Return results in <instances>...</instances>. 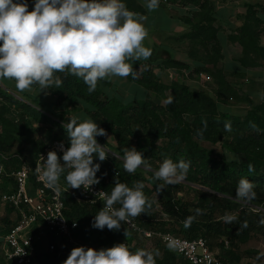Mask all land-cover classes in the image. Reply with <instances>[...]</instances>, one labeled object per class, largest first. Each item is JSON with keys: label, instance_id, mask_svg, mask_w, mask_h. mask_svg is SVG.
<instances>
[{"label": "trees", "instance_id": "trees-1", "mask_svg": "<svg viewBox=\"0 0 264 264\" xmlns=\"http://www.w3.org/2000/svg\"><path fill=\"white\" fill-rule=\"evenodd\" d=\"M192 1L198 4V8L185 18L191 27L178 36L188 40V58L178 59L168 55L156 62L161 67H182L195 74L209 72L218 86L214 94L193 89L183 79L165 83L154 72V61L140 60L133 65L137 70V78L133 79L131 75L127 78L147 89L143 98L124 100L117 95L106 94L100 81L97 89L89 94L88 86L82 79L56 73L63 79V85L60 89H49L55 100L51 110L47 111L42 108L40 98L31 95L30 98L26 94L30 92L14 89L15 80L0 78L3 84H0V164L3 168L0 173V195L8 190L9 183L14 187L13 177L7 175L12 168H18L23 161L34 162L46 143L53 139H62L69 146L63 125L73 117L78 122L91 118L108 133V136L96 137L98 143L108 151L105 161L94 158V163L101 164L97 172L100 183L97 185L110 193L115 180L129 187L135 181H142L145 195L167 217H144L141 214L137 217L139 222L135 223L138 231L128 223H122L119 231L107 228L99 230L92 227V221L102 208L101 204L79 202L74 197L76 189L63 188L64 213L68 220L78 222V237L87 239V236L102 233L107 237V248L124 242L131 251H135L145 249L139 241V235L144 236V230H167L187 238L201 236L209 248L213 244H223L224 239H227L231 245L229 256H219L225 264H234L232 259L237 260L244 253L259 254L257 250H237L238 243L247 241L253 232L264 229V213L261 209H255V205L264 206V94L262 100L254 103L248 96L240 94L225 78L222 66H218V62L223 60V44L219 26L215 24L218 20L215 3L211 0ZM33 6L34 2L31 3L30 11ZM245 7V11L238 14L241 23L227 34L229 40L237 41L241 47L236 57L241 68L256 66L264 60V44L260 42V36L264 33V0L245 2ZM238 71L236 69V73ZM10 85L23 98L6 88ZM33 86L38 88L37 85ZM156 97L160 100L157 101ZM170 97L172 103L168 104ZM229 97L243 100L249 107L241 114L232 112L221 105ZM71 111H75L74 116L67 117L65 114ZM38 123L46 125L43 137L35 138L33 132L37 130L35 124ZM226 124L230 125V130H226ZM202 140L211 143L222 140L220 151L215 153L204 146ZM15 142L17 147L12 149ZM24 147L27 151H24ZM125 147H135L142 152L144 158L149 159L151 169L138 168L131 175L125 172ZM233 156L238 157V160L230 159ZM165 158H171L174 162L184 159L190 162V167L184 180L186 183L165 185L160 191L159 185L164 182L155 180L154 172ZM249 164L253 165L254 171L249 172ZM241 178L255 184L256 197L251 201L236 198ZM185 185L193 189L195 198L178 195ZM196 209L202 210V214L197 215ZM14 210L13 206L7 205L6 212L0 215V235L13 225ZM226 213L235 214L237 221L224 222ZM189 216L195 219L190 227L185 228L184 223ZM245 222L246 227L243 226ZM125 230L128 232L127 238L124 236ZM150 237L158 238L155 235ZM58 256V251L39 254L43 264H52ZM156 264L191 263L164 245L161 256L156 257ZM247 264H264V260L258 255Z\"/></svg>", "mask_w": 264, "mask_h": 264}, {"label": "clouds", "instance_id": "clouds-1", "mask_svg": "<svg viewBox=\"0 0 264 264\" xmlns=\"http://www.w3.org/2000/svg\"><path fill=\"white\" fill-rule=\"evenodd\" d=\"M144 6L152 12L159 7V0H146ZM28 9V0H0V78L15 80L20 92H31L32 86L37 85L39 94L47 95L49 89L62 87L63 79L56 73H63L82 79L91 94L99 81L130 75L136 79L134 63L148 60L152 55V50L143 46L148 36L144 25L147 16L130 11L122 0H34L32 10ZM167 103H172L171 97ZM63 127L69 146L65 148L60 143L62 156L55 150H50L46 159L41 156L43 165L36 163L35 172L50 189L59 192L60 177L67 169L66 181L70 188L83 186L86 191L90 190L100 183L97 172L101 164L94 163V158L98 157L100 162L108 158V151L96 137L108 136V133L91 118L78 122L73 117ZM225 128L230 130V125L226 124ZM123 153V168L128 174H135L138 168L151 169L149 159L135 147H125ZM230 159L238 160V157ZM189 167L190 162L184 159L174 162L165 158L154 172V179L164 182L159 185L160 191L165 185L183 182ZM252 171L254 167L249 164V172ZM144 187L142 181H135L129 187L115 180L110 194L99 192L105 202L95 214L92 227L119 231L122 223L148 214L153 200L145 195ZM254 189L251 180L241 178L236 198L251 201L256 197ZM196 214H202V210L196 209ZM194 219L187 217L185 228ZM237 219L235 214L226 213L223 217L226 223ZM243 226H247L246 222ZM124 236H128L126 230ZM159 255L158 250L142 248L133 252L127 243L99 250L80 246L71 249L63 264H156Z\"/></svg>", "mask_w": 264, "mask_h": 264}, {"label": "built area", "instance_id": "built-area-1", "mask_svg": "<svg viewBox=\"0 0 264 264\" xmlns=\"http://www.w3.org/2000/svg\"><path fill=\"white\" fill-rule=\"evenodd\" d=\"M61 142L65 148L68 147L64 140L53 139L46 143L34 162L23 161L18 168H12L7 173L13 177L14 187L9 185L8 190L1 193L0 199L14 207V223L0 235V264H43L39 258L40 253L58 251L63 254L74 247H86L87 242L77 236L78 222L70 221L65 216L62 191L50 189L35 172L36 163L43 165L41 156L46 159L50 150H55L62 156L59 151ZM2 169L0 164V173ZM99 192L110 194L99 185H93L87 191L83 186L76 189L74 197L82 203L99 202L103 207L105 197ZM128 224L139 229L131 219ZM144 234L148 237L157 236L168 248L172 244L171 250L182 255L191 264H225L201 236L187 238L167 230H144Z\"/></svg>", "mask_w": 264, "mask_h": 264}, {"label": "crops", "instance_id": "crops-1", "mask_svg": "<svg viewBox=\"0 0 264 264\" xmlns=\"http://www.w3.org/2000/svg\"><path fill=\"white\" fill-rule=\"evenodd\" d=\"M223 1L224 0H220V1L217 0V4L216 1L214 2L218 12L217 16L220 15V17L218 16V20L215 22V24L219 26L220 39L223 44V49H222L223 60H221V62L218 65L222 66L225 78L230 83H232L235 86V88H237L239 91V89L242 88V83L241 82L239 83V81L235 79L236 77L235 75L242 76L245 74V72L248 69L254 70L256 67L264 65L263 63L264 60L256 66H247L246 68L243 67L241 68V66L239 65L236 59V57L240 54L241 47L237 41L229 40L227 38V34L233 32L234 28L241 23V19L239 18L238 14L244 12L246 7L244 8V11H239V10L236 11L234 10V8L238 6L236 3L231 2L229 3L230 5L227 4V6H224ZM33 2L34 0H28L29 11L31 9V3ZM122 2L127 4V7L130 11L138 12L147 16V20L144 22V25L148 31V36L145 38L143 42V46L150 48L152 50V55L148 60L154 61L153 70L156 73V75H158L161 78V80L165 83H169L172 80H176L175 77H177L178 71H182V69L184 70V68L176 67V66L161 67L157 65V62H159V60L164 59L166 56L174 53L175 55L172 56L175 58L185 59V60L188 58V54H187L188 40L185 38L180 39L178 38V36L187 32L190 29L191 27L190 23L185 18L188 14H190L191 12H193L195 9L198 8L197 6L198 4L194 3V1L192 0H159V7L156 10L149 12L144 6L146 4V0H122ZM245 2H252V1L246 0ZM245 2H243L244 6H245ZM231 16L234 17V20L230 19ZM222 26H227V27L223 28ZM227 28H229V31L225 32ZM227 46L237 47L236 51L233 50L235 52L233 55H228V51L226 49ZM153 54L155 55L153 56ZM156 54H158L159 57H156ZM226 58L229 60H226ZM141 61H146V60H141ZM140 66L141 64H139V67ZM236 69L239 70L238 73H236ZM178 75L180 76V73ZM193 75L194 76H191L192 78L189 77L188 80H184V79L183 80L189 85V87L193 89H201L200 84L198 82L199 78L197 74L193 72ZM100 84L104 93L111 95H113L112 86L114 85H121L120 90H117V93L119 94H122L120 92L122 87L127 88V92L132 93V95H136V96L144 92V95H141L139 97L132 96L130 99L143 98L147 92V89L143 87L141 84H139L136 81L129 80L128 78L116 77L110 81L102 80L100 81ZM263 87H264V83H263ZM255 92L257 94L259 93L260 100H262L264 92L262 93L259 91H255ZM243 95H246L251 99L249 93H244ZM237 101H243V100H237ZM221 105L224 108H227L230 111L238 114L245 112L247 109L246 108L239 111L233 110L232 108H230L229 105H226L225 101L221 102Z\"/></svg>", "mask_w": 264, "mask_h": 264}, {"label": "rangeland", "instance_id": "rangeland-1", "mask_svg": "<svg viewBox=\"0 0 264 264\" xmlns=\"http://www.w3.org/2000/svg\"><path fill=\"white\" fill-rule=\"evenodd\" d=\"M211 1H213V2L216 1V4H217V0H211ZM245 1L246 0H224L223 1V3H224L223 5L227 6V4H229L231 2H234V3H236L238 5V6H236L234 8V10H236V11H238V10L239 11H244L245 6L243 5V2H245ZM248 1H252V2H255V1L258 2L259 1V2H262L263 0H248ZM219 4H220V2H219ZM218 16L220 17V15H218ZM230 19L234 20V17L231 16ZM222 27L226 28L227 26H222ZM228 31H229V28H227V30H225V32H228ZM260 41L264 44V33L261 34ZM226 49L228 51V55H233L235 53L234 51L237 50V47H235V46H233V47L227 46ZM154 55L155 54H153V56ZM171 55L174 56L175 53L171 54ZM156 57H159V55L156 54ZM226 60H229V59L226 58ZM220 62L221 61H219L218 64ZM189 71L190 70L184 68V70L182 69V71H178L177 77H175V78L176 79H180V80L181 79L188 80L189 77L192 78L191 76H194L193 72L192 71L189 72ZM179 73H180V76L178 75ZM197 76L199 78L198 82L200 84L201 89H203V90H205V91H207L209 93L214 94L213 91H215L218 86H216L214 84V79H213L212 75L209 74V72H201V73L197 74ZM235 76H236L235 79H237L239 81V83L240 82L242 83V88L239 89V93L242 94V95L244 93H249L250 96H251V100H253V102H258L260 100V96H259V93L257 94L255 91H259L261 93L264 92V87H263V83H264V65L258 66L254 70H249L248 69L245 72V74L242 75V76H239V75H235ZM231 79H232V77H231ZM3 81H6V80L3 79ZM0 84L3 85L1 81H0ZM5 84H7V83H5ZM11 87L13 88V86H11V85H10V87H6V88L12 90ZM32 87H33V91H31L30 94H28V93H26V94L29 97L31 95V97L40 98L42 100V103H41L42 104V108L48 109L47 111L51 110L50 107H53V102L55 100V96L53 94H50V93L47 94V95H45L44 93H40L39 94V89L34 87V86H32ZM120 87H121V85L112 86V90H113L112 92H113L114 95H117V96L121 97L124 100H129L132 96H136V95H132V93L127 92V88H124V87H122L121 91H120L122 94L117 93V90H120ZM14 89L17 90V88H15V87H14ZM14 93L19 98H23L19 93H16V92H14ZM141 95H144V92L139 94V95H137L136 97H139ZM156 100L158 101L160 99L158 97H156ZM225 103H226V105H229L230 108H232L233 110H238V111L242 110V109H246V108L249 107L247 102L237 101V100H235L234 98H231V97H229L227 99V101H225ZM74 114H75V111L74 112L71 111V112H67L65 115L67 117H71V116L73 117ZM38 125L35 124V126H37V130L33 132V137H35V138L36 137H43L44 128H45L46 123H43V124H39L38 123ZM201 143L204 146H207V147L213 149V151L216 153V152L220 151V148H221L220 144L222 143V140H218V141H216L214 143L208 142L207 140H202ZM16 147H17V143L15 142V144L12 147V149H15ZM25 148L26 147H24V151H27ZM67 171L68 170L66 169L65 174H63L60 177L61 189L70 188V186L67 184V181H66ZM183 182L186 183L185 181H183ZM148 184H150V182ZM8 185H11V183H9ZM192 185H193V187H195V186L198 187V185H195V184H192ZM178 195L183 197V198H187V197L188 198L189 197L190 198H195L196 197V195L193 193V189H191V187H189L188 185H185L184 189L181 192H178ZM156 197H157V195L154 198H156ZM255 207H260L261 211L264 213V206L255 205ZM6 209H7V205L4 202H2L1 199H0V215L4 214L6 212ZM149 215H156V216H160L161 215L163 218L167 217V215L165 213H163V212L161 213L160 212L159 206L157 204H154L152 206V208L148 212V214H142V216H144V217H147ZM13 216H14V213H13ZM131 220H133L136 224L139 222L137 218H132ZM263 221H264V218H263ZM138 230L139 229H137V231ZM87 237H88L87 239H82L81 238L83 242L84 241L87 242L86 248L91 247V248H94L96 250H99L101 248H107V246H106L107 237L104 234L96 233V234H93V235L87 236ZM139 237H138L139 241L143 243V246H144L145 249H149V250H152V251L158 250L159 253H160L159 256H161V252H162V249H163L164 245L160 241V239H158L156 237H148L145 234H144V236L139 235ZM119 243H124V242H119ZM230 248H231V245L228 243L227 239H224L223 244H213V246L210 249L216 254L217 257H219V256L228 257L229 256V250L228 249H230ZM248 249L249 250H257L259 252V254H255V253L247 254V253H244V255H241V257L239 259H237V260L232 259L234 264H247L248 262H253L255 260V258L258 257V255L260 256L261 260H264V229L261 228V229L255 231V232H253L251 237L247 241H245L243 243H238V250L237 251L244 252V251H246ZM42 250H44V244H42ZM234 250H236V249H234ZM135 251H133V252H135ZM69 254H70L69 251H65V253H63V254L59 253V256L54 260V262L52 264H63V261L67 259ZM0 255H1V252H0ZM230 260H231V258H230Z\"/></svg>", "mask_w": 264, "mask_h": 264}]
</instances>
